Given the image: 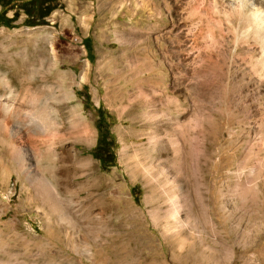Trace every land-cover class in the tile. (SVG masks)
I'll return each mask as SVG.
<instances>
[{
	"label": "rangeland",
	"instance_id": "obj_1",
	"mask_svg": "<svg viewBox=\"0 0 264 264\" xmlns=\"http://www.w3.org/2000/svg\"><path fill=\"white\" fill-rule=\"evenodd\" d=\"M24 17L0 25V264H135L155 253L167 264H264V0H59L45 24ZM25 87L44 96L22 112L57 111L62 141L22 120L8 132ZM98 107L116 143L104 168L90 154ZM83 130L89 140H75ZM47 145L55 157L68 148L71 189L85 174L77 158L101 177L91 200L111 207L94 223L82 201L40 195L18 169L14 148L50 168L37 154ZM160 167L175 203L152 180ZM58 199L70 219L50 210ZM198 199L200 224L187 212ZM173 206L187 238L169 246L154 220Z\"/></svg>",
	"mask_w": 264,
	"mask_h": 264
},
{
	"label": "bare ground",
	"instance_id": "obj_2",
	"mask_svg": "<svg viewBox=\"0 0 264 264\" xmlns=\"http://www.w3.org/2000/svg\"><path fill=\"white\" fill-rule=\"evenodd\" d=\"M246 1H248V0H246ZM43 96L44 95H41V90L39 88H34V89H32L30 87L23 88L22 103L17 106L15 113H14V115H16L17 119L14 120L12 123V126L9 127L8 132L11 134V136L16 135V133L18 132L19 121L22 120L23 122H26V124H31L30 128L32 129V131H34L35 134L41 135L43 133L44 135L48 136L55 143L62 141V138L64 136L62 137L61 133L59 134V125L57 122V111L52 109L51 110L52 114H49V115H47L45 113H41V112L40 113L39 112L36 113V112H32V111L22 112V110L24 108L23 106L25 104L37 102V101L41 100V98ZM24 118H25V120H24ZM3 125H4V122L3 123L0 122V127H3ZM5 125H6V122H5ZM36 129H37V131H36ZM83 132H84L83 137L81 134L75 133L73 138L75 140H77L80 137L81 139L83 138L87 142L90 138L89 132L87 130H83ZM12 151L13 152H11V153H13V156H14V159L17 163L16 165L18 166V169L24 173L25 177L29 180L31 185L38 188V193L40 195H43L46 197L49 196V197H52L53 199H56V197H58V196H65V197L69 196V197H73L77 200L82 201L84 203V204L82 203L83 205H85V204L87 205L86 211H87L88 220L91 221L92 223H94L95 220H94V218L90 217L89 215L93 211L98 210L100 213H103V215H104V213L111 207V206L109 207V206L102 205L101 202H99L100 204L97 203L96 199H95V201L91 200L93 195H94V191L98 190L100 188V186H102V183H101V179H100L101 177L99 178V176L96 174V171L94 170L93 164L90 162V160H88L86 158H77V157H76L77 159L75 158L77 160L78 169L80 171L85 172V174L83 176H80L83 178L76 181V183L79 184V186L75 187V189H71V186H72L71 183L73 184L74 181L72 182L67 177V175L64 172V169L62 168V164H61V163H64L66 160H69L68 158L72 157L68 148H66L65 145L61 148L60 154L57 155L56 157H55L56 151L52 145H47L42 150L38 149L37 154H39L42 158H45L47 161L51 162V167L45 168L46 171H42V173L38 171V167L36 164L35 165L32 163L25 164L26 151L24 149L14 148V149H12ZM73 163H75V162H73ZM72 167H74V166H72ZM163 168L160 167L159 171L157 170L158 171L157 178H154L152 180L155 183H157L158 181H164L163 182L164 187L161 188L160 193L164 196V198H166L167 201H171V202L175 203V196H176L175 186L173 183L170 182L168 175H167V173H165V171H163L164 170ZM44 172H46L47 174L44 175ZM70 172H72V171H70ZM77 174H78V172H77ZM78 177H79V175H78ZM149 177H151V176H149ZM60 202H59V199H58V201L52 200L50 202V205H49L50 210L52 212L55 211L56 214H58L60 217L63 216V217H67V219L68 218L70 219L71 216H68L66 205L63 203H60ZM126 209H128L131 212L130 214H132L136 217V212L133 210L132 207L128 206V208H126ZM203 210H204V205L200 199L197 200V204L195 205L194 208H187V212L189 214L196 213L195 215H198L197 220H198V222L200 221L198 224L202 223V211ZM160 213H163V214L161 215V217L158 220H154V224L160 229L163 236L165 237V239L169 243V246H171L173 244V242L176 240H178V241L186 240L187 237L183 233L182 229L185 228L188 225V223H186L185 220L183 221L180 218L179 213H178V209L173 206V208L170 209L167 213L166 212L164 213L162 211H160ZM61 219H62V217H61ZM72 222H73V220H72ZM96 231H97V229H96ZM96 233H98V232H96ZM176 252H178V254L181 253L180 251H176ZM126 254L128 255V257H130L133 260L136 258V257H134V256H136V252L134 253L131 250L129 252L127 251ZM135 264H167V263H166L165 259L162 258L161 255H159L158 253H155L153 255H147V256L140 258L139 261H137V263H135Z\"/></svg>",
	"mask_w": 264,
	"mask_h": 264
},
{
	"label": "trees",
	"instance_id": "obj_3",
	"mask_svg": "<svg viewBox=\"0 0 264 264\" xmlns=\"http://www.w3.org/2000/svg\"><path fill=\"white\" fill-rule=\"evenodd\" d=\"M58 4L59 0H0V25L12 26V22L17 19L20 13L24 14L23 24L27 26L45 24V17ZM8 10L13 11L11 17L6 15ZM83 44L88 55H91L92 46L90 38L85 37ZM86 88V85L82 86L81 94H85ZM85 97L87 101L89 98L88 95ZM96 110L98 118L96 119L95 125L98 129V137L96 144L90 149V154L98 160L100 167L104 168L115 164L114 148L116 147V143L111 132L103 131L102 129L104 120L111 118V115H105L104 111L102 113L101 107H98Z\"/></svg>",
	"mask_w": 264,
	"mask_h": 264
}]
</instances>
